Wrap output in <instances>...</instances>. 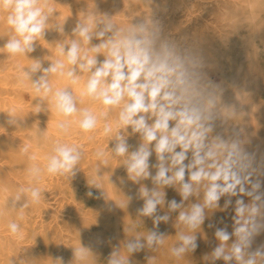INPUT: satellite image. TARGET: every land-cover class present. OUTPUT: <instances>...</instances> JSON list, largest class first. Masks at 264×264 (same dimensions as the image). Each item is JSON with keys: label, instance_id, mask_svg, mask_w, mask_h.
Here are the masks:
<instances>
[{"label": "clouds", "instance_id": "obj_1", "mask_svg": "<svg viewBox=\"0 0 264 264\" xmlns=\"http://www.w3.org/2000/svg\"><path fill=\"white\" fill-rule=\"evenodd\" d=\"M54 13L49 0H0V17L11 31L0 50L9 57H28L35 51L34 43L50 28ZM114 16L98 12L95 6L79 18L73 38L55 42L56 59L45 57L51 61L48 67L31 59L32 64L21 70L19 83H30L35 98H39L34 114L49 112L51 105L61 118L56 127L63 133L71 126L68 118L74 116L85 133L103 124L107 144L95 152L96 179L104 176L98 175L101 166L110 168V161H120L118 166L125 167L128 179L140 185L138 195L143 206L137 218L141 223L143 218H150L158 229L176 213L174 227L180 231L169 250L173 258L179 260L195 252L196 230L204 225L209 210L220 208L222 198L227 197L222 209L226 210L233 205L232 197H240L234 202L233 231L217 228L214 235L218 243L205 259L209 264L218 260L224 264H264V248L249 251L254 237L264 231V192L258 178L264 173L253 166L255 156L246 151L245 137L213 134L217 120L229 124L242 111L222 103V89L204 72L199 49L165 36L151 16L137 23L132 22L136 17L132 16L127 26L115 23ZM63 24L55 25L61 34ZM94 39L98 43L93 44ZM98 56H103V61H98ZM37 73L40 75L33 79ZM51 76L63 78L67 84L54 88ZM85 98L99 102L102 107L98 114L78 107ZM8 123L12 125L11 118ZM131 134L140 137L139 146L132 151L127 142ZM109 141H114L111 148ZM22 151L27 154L29 149L26 146ZM153 154L155 163H151ZM28 158L36 160L35 155ZM82 158L79 146L56 142L43 167L36 163L28 167L29 186L18 189L12 208L22 198L26 199L22 208L29 202L40 203L43 191L34 186L40 178L47 174L70 179L81 169ZM254 176L257 179L253 180ZM148 180L151 188L142 183ZM90 185L100 188L95 180ZM167 188H173L180 200H167ZM243 197L249 198L247 203ZM191 198L196 201L189 204ZM125 199L128 204L131 197ZM158 209L164 214L159 215ZM7 228L13 236L22 232L14 221ZM137 228V224L129 225L127 232L134 233ZM165 238L157 230L133 235L110 254L106 264H130L133 254L154 251L165 244ZM90 253L80 246L75 249L74 260L87 264Z\"/></svg>", "mask_w": 264, "mask_h": 264}, {"label": "bare ground", "instance_id": "obj_2", "mask_svg": "<svg viewBox=\"0 0 264 264\" xmlns=\"http://www.w3.org/2000/svg\"><path fill=\"white\" fill-rule=\"evenodd\" d=\"M185 2L186 0H49L50 6L54 7L56 10V13H54L55 17L48 25L50 28L45 30L43 38H39L38 41L34 43L35 51L29 53L28 57L23 55L9 57L6 52L0 50V157L5 158L8 162L7 166L4 168L0 165V172L2 169L6 172L5 177L0 175V255H4L6 260L10 261L12 259L14 246L16 244L14 240H10L9 235L11 234L7 228L9 222H19L24 217L26 211H35L38 212V214L50 211L49 203L45 198H42L38 204L29 202L27 207L24 208L22 207L26 199L22 198L16 201L14 205L15 208H12V197L17 194L18 189L29 186L27 174L28 167L32 163H36L40 167H43L53 145L56 142H60L79 146L83 151V158L80 165L85 162H92L95 163L94 166L96 168L95 152L99 148H104V143L107 141V138L102 133V123L98 125L96 131L85 133L78 127V117H70L68 119L71 121V126L67 133H63L56 127L57 121L61 118L57 116L55 110L51 108V105H49V112L34 114L36 110L35 105L39 103V98H35V93L31 89L30 83L27 81H25L23 85L19 83L21 70L32 64L33 61L31 59H38L41 61L43 67H48L51 61L46 60L45 57L52 60L56 59L55 42L63 40L65 37L69 39L73 38L72 30L79 21V18L83 19L86 12L91 13L95 6L98 12L106 13L109 16L115 15L113 19L118 25L127 26L132 16H136L133 18V23L140 22L144 17L147 18L149 16L154 20L159 15H163L167 9L182 8ZM233 4V8L229 9L228 7L226 13L221 12L219 15L221 16L220 18L226 20L229 25V34L223 37L222 42H224V45L228 46L229 49L231 48L230 51L220 50L221 57L224 58L225 61H235L237 63L234 68L229 69L231 75L235 77V79L233 78L234 83L231 90L232 97L223 104L225 106L237 107L242 111V120L245 125L242 127L238 126L239 123L232 120V126L230 127H232L235 133L239 132L241 138L245 137V140H255L256 138L258 143L257 146L263 152L264 113L262 111L263 114L259 115V112L260 110H264V19L261 16V13L264 12V0H234ZM62 24L64 29L63 34L57 31L55 26ZM185 33L191 34L195 45H199L201 48L200 53L202 57L205 58V63H207V68L204 69L207 77L221 88L220 81L222 77L220 80V76L225 74L226 69L225 66L223 67L220 65L221 63L219 64L217 58L211 55L207 50H204L207 49V45H209V38L197 32L192 33L191 31H185ZM10 34L11 31L9 27L4 19L0 17V47L7 41ZM92 43L96 44L98 41L94 39ZM214 48L216 49L217 47L215 46ZM214 48L212 49L213 51ZM97 59L98 61H103L104 57L98 56ZM247 74L250 75L249 79L243 80L241 83L237 82V78L244 77ZM39 75L40 73H37L33 76V79H36ZM212 76H217L219 79L217 81L213 80ZM83 79H86V76ZM83 79L81 80V87L83 86ZM50 83L56 88L65 86L67 81L57 76H51ZM224 86L226 87V85ZM250 98L252 101H250ZM249 101L251 104H248ZM248 106L252 107V111L248 110ZM78 107H88L98 114L102 106L99 102H93L85 98L83 103L79 104ZM114 117L115 112H113L112 115L113 119ZM10 118L12 125L8 123ZM215 123L219 125L222 124L220 120H217ZM247 131L252 132V134L248 135L246 133ZM232 135H234V133ZM135 141L137 140L135 139ZM26 146L29 149L27 154L22 151ZM29 155H35L36 160L30 161L28 158ZM116 163H120V161L112 160L109 162L110 168L101 166L98 172V175H104L101 180L104 182L108 193H106L107 195L104 192L100 193L99 197H97L98 202L96 205L98 207L102 204H107L108 208L113 209L111 214L103 218L106 221V224L103 226L109 228L110 225L108 223L112 224L113 233L109 235L114 236L115 249L122 245L126 237L123 231L124 227L119 224L124 221L129 222L131 217H135L137 220L139 206V195L135 190V184L130 180H126V177H124ZM152 171L155 172L154 169H152ZM262 173H264V169ZM108 176L111 184L108 182ZM45 180L49 182L45 184ZM94 180L96 183L99 181L95 176L92 182ZM129 181L130 183H128ZM260 181L262 184L261 191L264 192V174H262ZM150 182L151 181H149V183ZM62 183L63 181L60 178L45 174L40 178L39 186H34L41 188L44 197V189L47 187H55L56 191L60 192L62 191ZM113 189L120 191L114 193L112 192ZM127 197H131L128 204L125 199ZM248 200L249 198L247 197L246 203ZM131 204L133 206L132 209L130 206ZM129 209H131L130 212H128ZM103 231L104 229L97 231L95 235L92 234L93 236L89 239L90 244L83 246L90 249L92 253H96V255L89 254L87 263L97 259L98 253L94 249L105 246L106 239ZM21 235L22 233L19 236ZM40 235H42V233ZM135 235L139 234L136 233ZM12 237L15 236L12 235ZM108 244H110V242H108ZM260 248H264V231L254 237L249 251L255 252ZM46 249H48V247ZM66 252L68 253L69 251H65L64 254H66ZM103 253L104 252H101L102 255ZM138 253L140 259L145 261L142 260L143 263H156L155 259H149V257H151L150 250H142ZM104 256L106 255H103V257ZM51 258L53 257L51 256ZM108 258L109 256L107 259ZM74 259L75 256L73 257L72 253V255L66 256L65 259H63V261H65L63 264H73V261H75ZM135 261L130 258V264H135ZM99 264L104 263L100 262ZM182 264H186V261ZM215 264H224V261L218 260ZM233 264H235V262H233Z\"/></svg>", "mask_w": 264, "mask_h": 264}, {"label": "rangeland", "instance_id": "obj_3", "mask_svg": "<svg viewBox=\"0 0 264 264\" xmlns=\"http://www.w3.org/2000/svg\"><path fill=\"white\" fill-rule=\"evenodd\" d=\"M233 1L234 0H186L182 8L167 9L163 15H159L154 19L160 24L165 36H171L177 41L187 44L189 47H194L201 50L199 45L196 46L193 42L191 34H186L185 31H191L192 33L197 32L198 34L205 35L209 38V45H207V49L204 50H207L211 55L217 58L219 64L221 63L220 65L223 67L225 66L226 69V72L223 75L224 77L220 76V80L222 77V80L220 81L221 89L223 88L221 96L222 103L232 97L231 90L235 77L231 75L229 69L234 68L237 63L235 61H225V59L221 57V51H230L231 48L229 49L228 46L224 45V42H222L223 37L229 34V25L227 24V21L221 19V16L219 15L221 14V12L226 13L228 7L229 9L233 8ZM261 16L264 19V12L261 13ZM216 43L218 44V46ZM215 46L217 47L216 49L214 48ZM213 48L214 51L212 50ZM203 60L204 62H206L204 57ZM205 68H207V63H205ZM212 78L216 81L219 79L217 76H212ZM249 78L250 75L247 74L244 77L237 78V82L241 83L243 80ZM224 85H226V87ZM250 101H252L251 98ZM250 101L248 102V104H251ZM248 107V110L252 111V107ZM235 108L238 111H241L239 108ZM262 111L264 113V110H260V114H258L262 115ZM242 114L243 113H240L239 116L233 119L237 121L239 123L238 126L241 127L245 125L244 121L242 120ZM230 126H232L231 123H222L220 125L215 123L213 134L215 135L218 133L219 135L228 138L234 133V135H232L231 137L239 136L241 138L239 132L235 133V131H233L232 127ZM128 131L131 132V129H129ZM246 133L248 135L252 134V132L250 131H247ZM135 139L137 141H135ZM127 142L130 145V151L135 150L139 146L138 144L140 143V137L138 134H131L127 137ZM106 144L107 141H105L104 143L105 147ZM113 144L114 141H109V148H111ZM257 145L258 143L255 138V140H249L245 145V148L247 152L254 154L255 160L253 166L262 173L264 169V140L263 152L258 148ZM151 158L153 159H151V163H155V155ZM7 164V160L0 157L1 167L4 168L5 166H7ZM94 164L95 163L92 162H85L81 164V169H79L76 172V175L71 177L70 179L66 175H56L57 178H60L63 181V185L61 186L62 191H56L55 187H47L46 189H44V198L47 199V202L49 203L50 211L41 212L39 214L35 211H26L24 213V217L22 218V220L17 222L22 229V235L19 237H12V235H9L10 240H14V242L16 243L13 250V257L10 261H8L4 258V255L1 254L0 264H63L65 262L63 261V259H65L66 256H70L73 253L74 257L75 249H78L80 245H89V239H91V236L95 235L97 231H101L102 229H104L103 233L106 239L105 246H102L99 249H94L98 253V257L95 261L89 262L87 264H99L100 262L106 264L107 257L110 256V254L115 250V239L114 236L109 235L113 233L111 226L112 224L108 223L110 225L109 228L103 226L106 224V221L103 218L111 214V212H113V209L108 208L107 204H102L98 207L96 206L98 202L97 197H99L100 193L104 192L106 194L108 192L106 190L104 182L101 179H99L97 183L98 187L100 188H97L94 185H90L93 177L95 176ZM116 164L123 173L124 177H126V180H129L125 167L123 165L118 166L119 163ZM154 173L155 172L153 171V174ZM0 175L5 177V170L2 169ZM261 176L262 174L258 177L260 180ZM255 179H257V177L254 176L253 180ZM149 181L150 180H148L147 182L142 181V183L148 186L150 185L149 188H151L153 185L150 184L151 182L149 183ZM48 182V180L44 181L45 184ZM128 183H130V181ZM38 184L39 182L35 185L39 186ZM135 186V190L138 194L140 185L135 184ZM119 191L120 190L117 189L112 190V192L114 193H117ZM89 192L92 193L91 196L88 195ZM166 193L167 200H180V196L173 188H167ZM237 198L240 197H232L233 205L228 207L226 210H222L225 200L227 199V197H224L220 200V208L211 209L207 212V215L209 217L205 220L202 228L196 230L198 244L197 249L194 253H189L184 258L179 260L173 258L170 255L169 251L171 246L176 243V232L180 231V229L174 227L176 213L172 214V218L167 223H160L158 229L154 228L152 219L143 218L144 223H141L139 221V218H137L136 220L135 217H131V214V220L129 222L124 221L119 225L123 226L125 229H123L126 234L124 240L129 239L136 233H138L139 235H146L147 231L152 230H157L160 233L166 235L165 244L163 246L157 248L154 251L150 250L151 257H154L155 259V264H182L184 261H186V264H209V262H207V260L205 259V256L210 255L213 248L218 243L214 235L216 229L226 228L228 232H232L234 202ZM243 199L246 202L247 197H243ZM195 201L196 198H191L189 204ZM138 203V209H140L143 206V200L139 197ZM130 206L132 209V204ZM187 206L188 205H186V207ZM131 209H129L128 212H130ZM158 214L163 215L164 211L158 209ZM132 224L138 225L136 232H127L128 226ZM41 233L42 235H40ZM108 242H110L111 245L108 244ZM47 247L48 249H46ZM67 250L69 252H66V254H64V252ZM146 250L147 249H145V251ZM101 252H104L103 255L106 256L103 257ZM92 255H96V253L93 252ZM51 256L54 259L51 258ZM131 259L134 261L136 260L135 264H145L143 263L144 260L140 259L139 253L133 254ZM73 264H78V261H73Z\"/></svg>", "mask_w": 264, "mask_h": 264}]
</instances>
